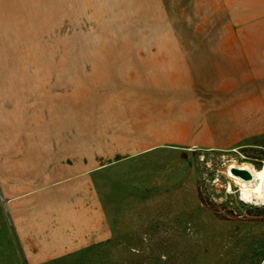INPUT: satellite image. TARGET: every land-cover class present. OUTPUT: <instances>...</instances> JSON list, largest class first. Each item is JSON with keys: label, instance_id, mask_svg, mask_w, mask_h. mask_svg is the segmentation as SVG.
<instances>
[{"label": "rangeland", "instance_id": "rangeland-1", "mask_svg": "<svg viewBox=\"0 0 264 264\" xmlns=\"http://www.w3.org/2000/svg\"><path fill=\"white\" fill-rule=\"evenodd\" d=\"M39 1L34 45L19 40L6 46L0 39V140H17L19 127L33 128L34 110L67 95L74 124H84L80 112L88 116L89 146L102 145L99 123L105 128L110 122L104 115L127 112L138 124L130 128V141L156 148L131 168L128 179L115 181L122 199L116 237L48 264H264V205L242 199L240 190L242 182L254 179L227 174L230 165L264 167V138L224 151L165 149L157 133L161 108L173 104L139 101L150 93L148 75L161 73L158 64L182 69L194 47L232 45L228 8ZM163 82L153 86V100L172 91ZM180 88L192 94L191 81ZM147 114L152 117L143 119ZM0 264H27L1 210Z\"/></svg>", "mask_w": 264, "mask_h": 264}, {"label": "crops", "instance_id": "crops-1", "mask_svg": "<svg viewBox=\"0 0 264 264\" xmlns=\"http://www.w3.org/2000/svg\"><path fill=\"white\" fill-rule=\"evenodd\" d=\"M128 1L120 5L228 8L231 46L194 47L182 69L162 62L153 66L160 74L148 75L150 93L139 101L173 104L161 108L159 146L224 151L264 138V0ZM40 9L39 0H0V39L6 46L19 40L35 44ZM164 80L172 91L153 100V86ZM185 80L191 81L192 94L180 88ZM60 97L63 101L34 110L33 128L19 127L17 140H0L1 215L27 264L56 262L112 241L122 200L115 183L128 179L131 168L156 149L130 141V128L138 124L127 112L104 115L110 120L105 128L112 131L99 123L102 145L89 146L88 116L80 112L79 121L86 120L75 126L71 97ZM111 133L114 138H107Z\"/></svg>", "mask_w": 264, "mask_h": 264}, {"label": "bare ground", "instance_id": "bare-ground-1", "mask_svg": "<svg viewBox=\"0 0 264 264\" xmlns=\"http://www.w3.org/2000/svg\"><path fill=\"white\" fill-rule=\"evenodd\" d=\"M233 167H235V165H230L228 167L227 174L229 177L235 178V174L230 170ZM239 168L249 170L254 176V180L252 182H240L242 199L247 202L264 205V167L257 170L251 165H244Z\"/></svg>", "mask_w": 264, "mask_h": 264}, {"label": "water", "instance_id": "water-1", "mask_svg": "<svg viewBox=\"0 0 264 264\" xmlns=\"http://www.w3.org/2000/svg\"><path fill=\"white\" fill-rule=\"evenodd\" d=\"M231 171L235 175L240 176V177H242L245 180L254 179V176L252 175V173L249 170H247V169H242V168H239V167H233Z\"/></svg>", "mask_w": 264, "mask_h": 264}]
</instances>
